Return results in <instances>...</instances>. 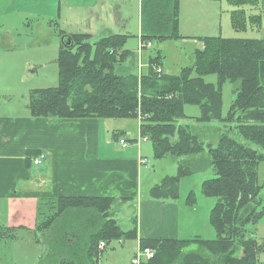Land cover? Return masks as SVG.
<instances>
[{
  "label": "trees",
  "instance_id": "obj_1",
  "mask_svg": "<svg viewBox=\"0 0 264 264\" xmlns=\"http://www.w3.org/2000/svg\"><path fill=\"white\" fill-rule=\"evenodd\" d=\"M226 1L233 7L229 18L234 31L260 26L264 0ZM246 7L257 14L248 15ZM177 13L178 0H141L140 45L185 39L178 34ZM69 37V47L60 43L56 87L29 95L27 108L32 117L138 119L139 137L151 143L154 158L177 161L176 175L155 185L152 199L175 201L181 178L209 169L213 172L212 178L201 183V194L216 200L209 216L215 240L141 239L140 251L153 253L141 264H264L259 258L264 255V238L255 237L264 215L258 180V167L264 163V39L203 37L191 65L175 75L163 72V56L157 51L149 57L145 71L120 76L114 69L130 56L122 49L127 36L111 34L93 44L89 35ZM208 75L216 76L215 87L204 81ZM225 82L238 86L224 117L221 86ZM186 106L199 109L196 124L217 122L228 124L227 128L201 127L200 132L208 128L202 133L210 137L204 143L195 129L178 123L186 119ZM231 124L244 143L233 137ZM38 155L33 152L29 159ZM115 201L59 197L41 204L34 230L37 244L43 247L37 264H97L99 243L105 248L111 241L134 239L135 230L122 232L110 218ZM194 201L192 194L186 202L193 205ZM42 206H52L53 212L40 213ZM13 231L0 227V240H7ZM192 245L197 246L195 252H183ZM237 247L240 256H235Z\"/></svg>",
  "mask_w": 264,
  "mask_h": 264
},
{
  "label": "crops",
  "instance_id": "obj_2",
  "mask_svg": "<svg viewBox=\"0 0 264 264\" xmlns=\"http://www.w3.org/2000/svg\"><path fill=\"white\" fill-rule=\"evenodd\" d=\"M66 1L72 6L94 2L0 0L2 77H7L12 66L18 64L20 52L35 45H39L40 49L45 46L52 36L48 33L51 31L48 22L59 21L61 14L71 9H65ZM140 4L141 0H138L139 18ZM14 20L20 23H13ZM32 20L46 25L34 28ZM116 25L117 19L114 18L110 25L99 27L94 35L99 39L111 34L124 35L115 33ZM88 32L79 35H88ZM41 35L47 39H36ZM183 38V43L195 44V49L202 47L192 36ZM143 54L144 51L141 57ZM150 56L144 58L146 63L140 65V72L144 66L146 68ZM30 66L29 63L28 70ZM162 70L164 72L163 62ZM30 91L24 90L18 110L9 104L0 107V227L14 225L25 228L23 230L33 237L38 222L36 211L41 204L48 205L59 197L113 198L116 201L110 209V218L122 232L135 230L133 240L138 247L141 239L199 238L192 205L187 204L188 207L176 200L151 198V189L162 179L157 183L152 176L155 173L149 172L145 143L120 146L118 140L115 142L110 137L113 130L105 124L106 120L32 117L27 108L28 96L25 97V92L28 94ZM33 152L45 156L41 167L35 166L29 159ZM33 239L36 243V237ZM122 242L118 241L119 244ZM106 247L99 250V256ZM259 258L264 261V255ZM102 262L115 264L109 256Z\"/></svg>",
  "mask_w": 264,
  "mask_h": 264
},
{
  "label": "rangeland",
  "instance_id": "obj_3",
  "mask_svg": "<svg viewBox=\"0 0 264 264\" xmlns=\"http://www.w3.org/2000/svg\"><path fill=\"white\" fill-rule=\"evenodd\" d=\"M112 3L114 8L112 7ZM64 4L65 9L66 7L71 9L62 13L59 21L48 22L49 30L51 31L47 32L52 34V36L48 39L49 41L45 46L40 49L41 47L39 45H35L30 50L26 49L20 52L17 58L18 64L12 66V70L8 67L11 73L7 77H2L0 73V107L1 105L9 104L13 109L18 110L20 105H22V97L25 89L31 90V93L36 90L56 87L58 72L56 60L59 55L61 36L79 35L83 32L87 33L90 31L88 35L91 36L88 41L90 44H93L99 39V36L94 35L97 29L105 25H110V22L114 18L117 19V30H115V33H121L127 36L122 49L130 53L129 58L121 66H117L114 69L115 74L120 76L138 74L140 72V65L142 66L146 63L144 58L148 55L154 56L157 51H160L161 56H163L164 72L167 74L175 75L181 68L189 66L192 63L195 44L183 43L182 40L166 41L161 44L152 42V46L145 50L142 49L144 54L141 57L140 37L142 30L140 26L138 0H94L92 4L82 2L74 6L66 1ZM246 9L248 15L253 13L257 14V10L248 7ZM232 10L233 7L226 0H178V34L181 37L192 36L195 38L193 40H197L199 43H201L199 40L203 37L264 39V14L261 15V24L259 27H246L245 31L236 32L233 30L229 18V13ZM18 22V20L13 21L15 24ZM32 23L34 28L46 25L42 21L36 20H32ZM36 39L42 41L47 38L41 35ZM1 60L0 58V62ZM29 63L31 66L28 70ZM143 71H145V66ZM204 81L214 87L217 85L215 75L205 76ZM237 86V83L231 82H225L221 86L222 116L224 117L235 99L234 90ZM25 93V97L28 96L29 98L30 93ZM3 108L6 109V106H3ZM184 113L186 119L178 123L188 125L190 128L195 129L204 143L209 141L210 137L207 136V133L206 135L202 133L207 132L208 128L202 129V132H200L201 127H218L221 131H225L228 126V124H219L217 122H211L207 125L196 124L194 118L200 114L196 106H186ZM105 124L113 132L116 131L115 134L110 135L115 142L118 140L119 143L121 138H125L127 140H135L137 142L136 144L145 143L144 147L148 153L145 155L147 160L146 165L149 172L155 173L152 176L157 183L164 177L176 175L177 161L171 158L155 159L151 143L139 137L138 119H108L105 121ZM231 126H233V134L235 135L233 137L239 142L244 143L242 139L236 137L237 131L235 130V125L231 124ZM114 135H117L116 139L113 138ZM246 144L254 149L256 148L249 143ZM212 177L213 172L209 169L181 178L179 180L178 197L176 199L177 202H182V205L188 206L186 201L190 195L194 194L195 201L190 206L195 208L193 211L198 222L196 227L197 235H199L200 239L206 241H214L216 238L209 219L210 211L216 200L213 197H207L201 194V183ZM258 180L261 185L260 197L263 198L264 163L258 167ZM17 211L22 212L21 210ZM52 212V206L41 207L40 213L49 215ZM38 217L39 211H36V219ZM5 228L14 231L7 240H0V264H37L38 258L43 253V247L39 244L37 245V242L35 243L33 239L35 236L33 235L31 237V234L27 230H23L25 228L20 229V227L14 225ZM255 237L257 239L264 238V215L257 223ZM196 250L197 246L192 245L189 249H184L183 252H195ZM140 253L139 247L133 239L124 240L120 244L118 241H111L100 254L98 263L101 264L109 256L115 264H133V259L139 256ZM240 254V248L237 247L235 256H240ZM102 264H105V262H102Z\"/></svg>",
  "mask_w": 264,
  "mask_h": 264
},
{
  "label": "built area",
  "instance_id": "obj_4",
  "mask_svg": "<svg viewBox=\"0 0 264 264\" xmlns=\"http://www.w3.org/2000/svg\"><path fill=\"white\" fill-rule=\"evenodd\" d=\"M142 47L143 48L144 47L149 48L150 44L146 43V44L140 45V49ZM143 140H146V139L143 138ZM119 144H120V146L124 147L128 144V141H126V139L123 138V139L119 140ZM44 158H45V156L43 154H39L38 156H36L32 159V164H34L35 166L40 165L44 161ZM103 247H104V244L99 243L98 249L101 250ZM140 252H141L140 255L133 259V261H132L133 264H141V262L148 261L153 257V253L149 249H145L144 251H140Z\"/></svg>",
  "mask_w": 264,
  "mask_h": 264
},
{
  "label": "water",
  "instance_id": "obj_5",
  "mask_svg": "<svg viewBox=\"0 0 264 264\" xmlns=\"http://www.w3.org/2000/svg\"><path fill=\"white\" fill-rule=\"evenodd\" d=\"M60 43H62L64 45V47H69L71 45V40L70 37L65 35L61 38Z\"/></svg>",
  "mask_w": 264,
  "mask_h": 264
}]
</instances>
